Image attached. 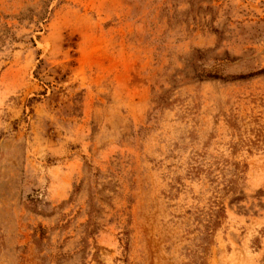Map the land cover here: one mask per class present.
I'll use <instances>...</instances> for the list:
<instances>
[{
    "label": "rangeland",
    "instance_id": "374dc122",
    "mask_svg": "<svg viewBox=\"0 0 264 264\" xmlns=\"http://www.w3.org/2000/svg\"><path fill=\"white\" fill-rule=\"evenodd\" d=\"M0 264H264V0H0Z\"/></svg>",
    "mask_w": 264,
    "mask_h": 264
}]
</instances>
